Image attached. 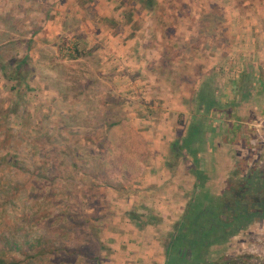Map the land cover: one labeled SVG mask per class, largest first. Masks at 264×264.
Masks as SVG:
<instances>
[{
  "label": "rangeland",
  "instance_id": "374dc122",
  "mask_svg": "<svg viewBox=\"0 0 264 264\" xmlns=\"http://www.w3.org/2000/svg\"><path fill=\"white\" fill-rule=\"evenodd\" d=\"M259 1L0 0V258L163 264L153 244L166 261L189 204L177 210L173 199L192 196L195 181L192 157L172 144L205 80L226 77L217 68L196 81L195 40H184H222L226 11ZM76 35L82 55L70 59ZM138 227L147 234L135 250ZM44 236L58 250L35 253Z\"/></svg>",
  "mask_w": 264,
  "mask_h": 264
},
{
  "label": "crops",
  "instance_id": "0c3cea01",
  "mask_svg": "<svg viewBox=\"0 0 264 264\" xmlns=\"http://www.w3.org/2000/svg\"><path fill=\"white\" fill-rule=\"evenodd\" d=\"M251 2L253 3L250 1V4ZM226 12V31L222 40L208 38L205 39L204 44H198L196 33L195 36L193 35L194 38L187 37L184 40V47L192 39L195 40L191 49L199 52L192 54L195 57L194 65L202 67L201 71L198 72L196 81L203 83L204 81L200 80V76L211 77L210 71L212 69L226 68V77L222 75L216 81L220 87L216 92L217 95L221 92V99L217 97L220 108L212 112V130L215 132L213 147L217 145L218 157L224 156L226 152L227 167L226 170L223 169L222 173L215 170V165L213 168L211 167L210 173L213 177L211 176L208 186L216 182V185L219 186L220 182L226 181L228 178L235 179L241 168L247 165L264 171V0H260L258 5L256 3L250 5L246 11L237 12L233 9V13L230 10ZM207 48L213 50L209 56L202 53ZM217 49L221 52L225 49L222 58L215 57ZM198 55L201 59H197ZM223 60L225 64H221L224 63ZM182 77L184 78L182 81L185 82L186 75ZM196 90L194 92H197ZM187 129L184 134L180 133L178 136L182 138ZM171 148V153H173V147ZM216 152L213 153L216 154ZM153 156L157 160L162 159V157L165 160L164 156L158 154ZM174 157L179 159L176 155ZM170 160L175 159L171 156L169 157ZM189 169H192V166ZM152 176L155 178L156 174L152 173ZM193 180H195V187V175ZM180 184L183 185V181ZM189 198L191 196L186 198L183 196L179 198L178 196V198L173 199L172 205L178 206L177 210L183 211L186 204L189 203ZM183 199L184 201H181ZM160 206V208H165L162 204ZM168 206L166 204V208ZM243 232L235 236L227 248L221 249V253L234 257H251L250 260L254 258L258 260V264H264V218L251 221L249 227ZM135 233L138 234L137 243L139 245L136 246L135 250H139L143 240L142 236L146 235L147 232L138 227ZM153 241L156 242L157 240L154 239ZM157 243L153 244L156 246V251L153 249L152 257L156 260L158 254L157 261H165L162 254L164 253V244L161 246V241H157ZM143 245L149 251L150 246ZM152 257L150 255V259ZM164 261L163 264L166 262Z\"/></svg>",
  "mask_w": 264,
  "mask_h": 264
},
{
  "label": "trees",
  "instance_id": "16d2710c",
  "mask_svg": "<svg viewBox=\"0 0 264 264\" xmlns=\"http://www.w3.org/2000/svg\"><path fill=\"white\" fill-rule=\"evenodd\" d=\"M75 39L76 47L69 54L70 59H77L82 55L78 48V35ZM28 63L29 57H25L18 64L16 73H23ZM215 84L216 80L209 79L204 82L203 88L200 87L198 92L201 97L195 98L196 110L187 132L172 144L174 152L192 157L196 183L184 217L167 246L165 264H247L245 256H229L221 253V249L227 248L235 236L244 233L251 221L264 218V171L242 165L243 168L235 179L228 178L220 182L219 186L216 185L217 182L208 186L212 176L211 167L215 165L218 173H222L227 167L226 152L224 156L218 157L217 145L213 147L215 132L212 130V112L220 108L212 89ZM44 239L47 240L46 245L43 243ZM44 239L41 243L38 240L41 247L35 253L58 250L50 238L44 236ZM13 241L20 244L17 239ZM13 262L6 257L0 258V264H14Z\"/></svg>",
  "mask_w": 264,
  "mask_h": 264
}]
</instances>
